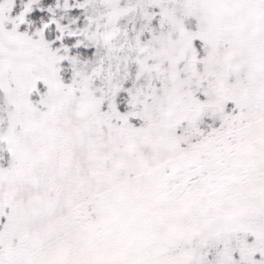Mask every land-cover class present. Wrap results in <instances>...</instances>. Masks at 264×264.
<instances>
[{"label":"snow or ice","instance_id":"1","mask_svg":"<svg viewBox=\"0 0 264 264\" xmlns=\"http://www.w3.org/2000/svg\"><path fill=\"white\" fill-rule=\"evenodd\" d=\"M0 264H264V0H0Z\"/></svg>","mask_w":264,"mask_h":264}]
</instances>
